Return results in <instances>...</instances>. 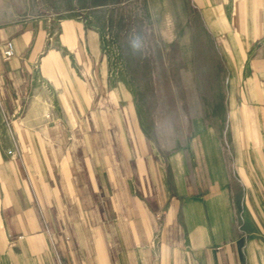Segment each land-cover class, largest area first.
Wrapping results in <instances>:
<instances>
[{"label":"crops","instance_id":"obj_1","mask_svg":"<svg viewBox=\"0 0 264 264\" xmlns=\"http://www.w3.org/2000/svg\"><path fill=\"white\" fill-rule=\"evenodd\" d=\"M66 1L0 0V264H264V0H191L226 110L191 172L147 148L91 0Z\"/></svg>","mask_w":264,"mask_h":264},{"label":"rangeland","instance_id":"obj_2","mask_svg":"<svg viewBox=\"0 0 264 264\" xmlns=\"http://www.w3.org/2000/svg\"><path fill=\"white\" fill-rule=\"evenodd\" d=\"M82 0L74 7L81 8ZM78 13L102 36L108 80L120 88L139 134L156 154L224 148L211 140L225 132L219 67L202 14L191 0H91ZM93 5V6H92ZM71 5L58 0L57 9ZM63 16L68 12H61ZM232 177V174H228Z\"/></svg>","mask_w":264,"mask_h":264},{"label":"built area","instance_id":"obj_3","mask_svg":"<svg viewBox=\"0 0 264 264\" xmlns=\"http://www.w3.org/2000/svg\"><path fill=\"white\" fill-rule=\"evenodd\" d=\"M13 54H14V51H13L12 43L7 42L3 48V56L5 59H9L13 56Z\"/></svg>","mask_w":264,"mask_h":264}]
</instances>
